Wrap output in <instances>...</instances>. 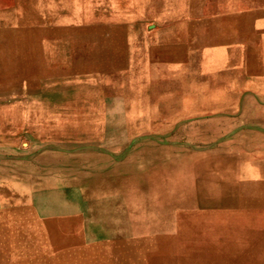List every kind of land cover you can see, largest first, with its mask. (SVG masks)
Listing matches in <instances>:
<instances>
[{
  "label": "rangeland",
  "instance_id": "374dc122",
  "mask_svg": "<svg viewBox=\"0 0 264 264\" xmlns=\"http://www.w3.org/2000/svg\"><path fill=\"white\" fill-rule=\"evenodd\" d=\"M32 3L0 30V264H264V0Z\"/></svg>",
  "mask_w": 264,
  "mask_h": 264
},
{
  "label": "crops",
  "instance_id": "0c3cea01",
  "mask_svg": "<svg viewBox=\"0 0 264 264\" xmlns=\"http://www.w3.org/2000/svg\"><path fill=\"white\" fill-rule=\"evenodd\" d=\"M35 3H32V0H0V30L3 28L4 33L8 36L7 40L8 45L12 46L13 36L19 35L18 32L21 30L20 27V16L28 13H32V7ZM7 46V45H6ZM18 192L20 189L15 188ZM38 201L41 202L42 197H38ZM36 198V199H37ZM31 206V207H30ZM26 207L25 212L36 213L35 208L39 207L37 204H29L24 206ZM3 220L0 221V225ZM5 222V220H4ZM4 232L2 225L0 226V233Z\"/></svg>",
  "mask_w": 264,
  "mask_h": 264
},
{
  "label": "bare ground",
  "instance_id": "6f19581e",
  "mask_svg": "<svg viewBox=\"0 0 264 264\" xmlns=\"http://www.w3.org/2000/svg\"><path fill=\"white\" fill-rule=\"evenodd\" d=\"M1 226V225H0ZM111 240V239H110ZM115 242V241H114ZM113 244V243H112ZM118 244V243H117ZM121 252V251H120ZM112 261V260H111ZM114 261V260H113ZM122 261V260H121Z\"/></svg>",
  "mask_w": 264,
  "mask_h": 264
}]
</instances>
